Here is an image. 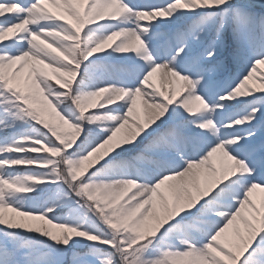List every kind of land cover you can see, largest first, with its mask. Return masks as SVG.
Masks as SVG:
<instances>
[{"label": "snow or ice", "instance_id": "snow-or-ice-1", "mask_svg": "<svg viewBox=\"0 0 264 264\" xmlns=\"http://www.w3.org/2000/svg\"><path fill=\"white\" fill-rule=\"evenodd\" d=\"M68 252L264 264V0H0V264Z\"/></svg>", "mask_w": 264, "mask_h": 264}, {"label": "trees", "instance_id": "trees-1", "mask_svg": "<svg viewBox=\"0 0 264 264\" xmlns=\"http://www.w3.org/2000/svg\"><path fill=\"white\" fill-rule=\"evenodd\" d=\"M256 11H260V9H256ZM66 257L67 258L65 260V264H71V260H72L71 253L68 256H66Z\"/></svg>", "mask_w": 264, "mask_h": 264}, {"label": "rangeland", "instance_id": "rangeland-1", "mask_svg": "<svg viewBox=\"0 0 264 264\" xmlns=\"http://www.w3.org/2000/svg\"><path fill=\"white\" fill-rule=\"evenodd\" d=\"M259 195H260V194L258 193V194H257L258 198H259ZM69 253H71V252H68L67 255H68ZM71 254H72V253H71ZM67 255H66V256H67ZM66 256L64 257V260H66Z\"/></svg>", "mask_w": 264, "mask_h": 264}]
</instances>
